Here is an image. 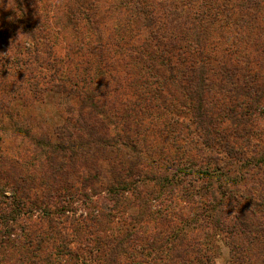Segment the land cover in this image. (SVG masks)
Masks as SVG:
<instances>
[{
    "label": "trees",
    "instance_id": "trees-1",
    "mask_svg": "<svg viewBox=\"0 0 264 264\" xmlns=\"http://www.w3.org/2000/svg\"><path fill=\"white\" fill-rule=\"evenodd\" d=\"M67 3L63 16L75 42L67 50L81 55L82 70L72 79L55 78L54 68L47 78L31 76L29 92L62 88L79 107L65 121L72 130L62 127L57 142L38 137L30 164L1 157L0 264H214L212 231L224 236L231 264H264V148L255 139L264 117V30L257 24L264 22V0ZM33 53L22 63L0 58V110L15 100L9 95L21 78L38 70ZM91 69L99 70L96 78ZM171 94L182 102L169 106ZM154 96L158 112L151 113ZM177 108L185 123L168 119ZM157 123L158 141H179L167 144L174 152L162 148L147 161L152 132L143 129ZM10 132L26 136L28 129ZM187 140L200 161L183 150ZM34 167L40 177L31 175ZM177 187L184 208L196 211L191 218L155 206L161 196L174 200ZM87 189L103 194L106 208L68 217L72 196L91 202ZM130 207L136 215L126 216Z\"/></svg>",
    "mask_w": 264,
    "mask_h": 264
},
{
    "label": "rangeland",
    "instance_id": "rangeland-1",
    "mask_svg": "<svg viewBox=\"0 0 264 264\" xmlns=\"http://www.w3.org/2000/svg\"><path fill=\"white\" fill-rule=\"evenodd\" d=\"M67 5V0H0V58L3 57L7 60L15 58L20 60V63H22L24 62L23 60L33 57V50L36 48V54L38 57L35 65L39 66L35 73L27 76V78L25 76L21 78L15 93L9 95V98L14 97L15 100H12L13 98L10 99L8 105L0 110V159L2 156H8L9 159L12 158L22 160L23 162L30 164L33 162L32 158L34 156H38L39 154V149L36 145L38 137H42V139L55 143L58 140L57 133L62 127H66L68 131L72 130V125L66 124L65 121L68 118L74 117L75 111L77 112L79 107L77 98L62 91V88L58 91L46 90L43 87L44 85L39 87V94H31L29 92L30 83L32 84L35 82V79H29L31 76L35 75L38 77L49 74L46 76L47 78L52 74V72H54L55 69L57 71V74L54 76L55 78L62 77L65 73L70 79H72L76 72H80L82 70L80 67L83 60L81 55L76 53V51L68 54L67 50L68 45H75L72 38L73 31L71 27L68 26V22H66L63 16ZM262 12L264 13V10ZM257 24L261 25L264 30L263 19H260ZM256 30H258V28H256ZM262 39H264V37ZM240 47L243 53L250 52V48H252L251 45L245 46L244 44H241ZM48 50L51 52L52 57H47L46 53ZM53 59L57 60L55 66L53 65V67H48L46 64L42 65V62H50ZM91 66L90 68H92ZM98 71V69H91L90 76L96 78ZM39 81L41 82V79ZM43 81L45 82V79ZM58 82L59 81H54V83ZM142 97L145 99V94H142ZM126 98L132 100L130 94H128ZM168 98L169 106H175L176 103L182 102V99L179 100L180 96L175 97L171 94ZM158 103V97L154 96L150 99V103L148 105L150 108L146 105V103L144 108L147 106V111L151 113L158 112ZM178 109L179 108L171 110L168 115V119L177 118L180 122L185 123V116ZM143 111L144 109H142V112ZM2 112H6L7 115H3ZM141 116L144 117L143 113ZM156 117L157 116L153 115L152 118ZM187 123H189V121ZM257 125L259 126V129H257L256 132H259L260 136L255 137V139L261 142L259 148H264V117H259ZM17 126L22 127L24 130L28 129V134L25 136L20 133L10 132L12 130H16ZM145 128L146 129H143L144 131L152 132L150 134L147 133L146 138L153 146L151 148L149 143H145L146 146L144 155L147 157V161L157 159L159 149L165 148L169 153H171V151L174 152V149L170 147L168 148L167 144H173L179 140H173L170 139L172 137H166V140L169 141L165 140L164 142H160V138L158 141V132L161 133L162 130V127L158 129V123L153 128L152 125L151 127L145 126ZM172 130L176 131L178 129L174 128ZM141 132L142 130H138L140 135ZM187 133L188 132L186 130L178 132L181 138L184 139L188 137ZM191 139L195 140V137H192ZM253 143H255L254 140L249 144L253 145ZM181 146L184 151L187 149L189 150L188 158L196 157L198 153L197 145L193 146L187 140L183 141ZM149 152H156L157 154L153 155L150 159L149 155H147ZM182 154L183 153L181 152L180 154H177L176 157L168 155V158L169 160H171L172 157L177 159ZM198 156L199 155L196 157V162L200 161ZM185 158L187 159V157ZM41 162L43 161H36L35 163ZM163 165H165L164 162ZM197 166L200 165L196 164V167ZM146 172L149 175L153 174V170L151 168H147ZM170 172H174L173 167H171ZM30 173L33 176L40 177L41 169L38 170V168L34 167V170L31 169ZM2 185L3 181L0 179V189ZM77 187H79V185H77ZM60 192L63 196H66L67 199L69 198L64 189H61ZM86 192L90 195L89 198L91 202L93 201V204L89 201H84L79 195L72 196L70 207L65 211L66 215L68 212V217L79 218L80 215L85 217L94 208L96 209L99 207L101 210L106 208L107 201L103 199V194L94 197L89 189H87ZM72 193L76 194L75 191ZM187 193L188 191L185 192V194ZM4 194L9 198L4 200L5 204V201L10 202V194L8 190L4 191ZM175 194L176 196L173 198L174 200L170 202L165 201L166 197H159V199L155 202V206L161 207L162 205L160 204H163L164 207H167V211H171L168 212V214L173 215L174 213L176 215H181L183 213L191 218L196 211L192 208H184V206L187 205V203H185L186 197H184V200H182V197L180 198V196L183 195V190L180 187H177ZM133 201L134 197L131 195L130 202ZM137 211L136 207H130L126 211V216H134ZM179 219H181V217H177V220ZM194 231L197 232L198 228ZM209 246H215L213 251V256L215 257L213 262L214 264L232 263V256L225 243L224 236L218 231H212ZM251 248L256 247L251 245Z\"/></svg>",
    "mask_w": 264,
    "mask_h": 264
}]
</instances>
